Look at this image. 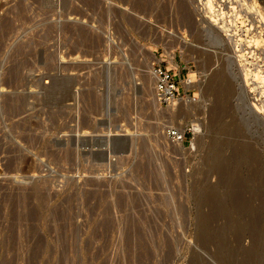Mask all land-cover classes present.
<instances>
[{
  "label": "rangeland",
  "instance_id": "374dc122",
  "mask_svg": "<svg viewBox=\"0 0 264 264\" xmlns=\"http://www.w3.org/2000/svg\"><path fill=\"white\" fill-rule=\"evenodd\" d=\"M258 6L0 0V264H264ZM154 64L196 87L161 107Z\"/></svg>",
  "mask_w": 264,
  "mask_h": 264
},
{
  "label": "built area",
  "instance_id": "2783aa9c",
  "mask_svg": "<svg viewBox=\"0 0 264 264\" xmlns=\"http://www.w3.org/2000/svg\"><path fill=\"white\" fill-rule=\"evenodd\" d=\"M153 70L155 75L154 98L161 107L173 105L174 102L183 99V93L186 91L180 85L181 78L177 70L161 64H154ZM189 134H191L190 137ZM194 135L193 125L187 128L184 125H170L165 131L166 139L170 143L184 145L188 142L191 148H193Z\"/></svg>",
  "mask_w": 264,
  "mask_h": 264
},
{
  "label": "bare ground",
  "instance_id": "6f19581e",
  "mask_svg": "<svg viewBox=\"0 0 264 264\" xmlns=\"http://www.w3.org/2000/svg\"><path fill=\"white\" fill-rule=\"evenodd\" d=\"M249 5V4H248ZM255 6H256V4H255ZM252 8V7H251ZM250 8V9H251ZM256 8V7H255ZM210 9V8H209ZM258 15H259V17H262V18H260V21H261V19H263L262 21L264 22V12H263V10H262V8H260L259 6H258ZM255 11V10H254ZM257 11V10H256ZM251 12H253V11H251ZM256 13V12H255ZM220 15V14H219ZM254 15V14H253ZM250 16V15H249ZM238 18V17H237ZM259 19V18H258ZM214 21V20H213ZM257 21V20H256ZM262 23V22H261ZM236 24V23H235ZM230 25V24H229ZM215 26H217V25H215ZM222 28H226L225 27V25L222 27ZM228 28V27H227ZM229 29V28H228ZM216 30V29H215ZM226 30V29H225ZM224 30V31H225ZM226 31H228V30H226ZM225 31V32H226ZM228 34H229V32H228ZM220 35V34H219ZM216 36H217V34H216ZM230 37V36H229ZM226 38H227V36H226ZM236 38V37H235ZM217 39H218V36H217ZM221 39V38H220ZM216 40V39H215ZM219 40V39H218ZM229 40V39H228ZM233 41V40H232ZM231 41V39H230V42H232ZM235 41V40H234ZM233 41V42H234ZM184 43H185V40H184ZM236 43V42H235ZM234 43V44H235ZM240 43V42H239ZM242 44V43H241ZM240 45V44H239ZM233 46V45H232ZM234 46H236V45H234ZM233 48V47H232ZM236 48V47H235ZM234 49V48H233ZM235 50V49H234ZM233 50V51H234ZM237 50V49H236ZM241 51V50H240ZM240 53V52H239ZM238 53V54H239ZM235 56H237L236 54H235ZM234 56V57H235ZM245 56V55H244ZM233 57V58H234ZM246 57V56H245ZM244 57V58H245ZM236 58H238V60L240 61V67H238L239 69H241V76L239 77V78H241V80H242V88L241 89H243V92H244V96L246 97L245 99H247V101H248V103H247V105H249L248 107H250L249 109H250V111L254 114V116L256 117V115H261V113H263L264 112V107H263V105H262V103L260 102V104L258 103V102H255V100L257 101L258 100V97L257 96H252L251 97V94L249 93V91H248V89H252L250 86L248 87V74L249 73H252V69H250V66L248 65V61L246 62V60H245V62L243 61V59H241V57L239 58V56H237ZM242 58H243V56H242ZM235 59V58H234ZM243 61V62H242ZM235 63V62H234ZM239 64V63H238ZM252 64V63H251ZM228 66V65H227ZM264 66V65H263ZM257 67V66H256ZM255 67V68H256ZM262 67V66H261ZM260 67V68H261ZM260 68L258 67L257 69H255V70H258V74L260 73ZM254 69V68H253ZM262 69V68H261ZM262 72V71H261ZM150 74H151V78L152 79H154L155 78V75H154V70L152 69L151 70V72H150ZM210 74V73H209ZM262 74H264V70H263V73ZM259 76V75H258ZM149 77V76H148ZM218 77V76H217ZM260 77V76H259ZM228 78V77H227ZM250 78V77H249ZM253 78V77H252ZM261 78V77H260ZM263 80H264V75H263ZM247 79V80H246ZM247 82H246V81ZM251 79H249V81H250ZM261 80V79H260ZM259 82V81H258ZM264 82V81H263ZM182 83H183V86H184V89H185V91H187V90H189V89H192V88H194V87H196V84L195 83H193V81H191V80H189V79H184L183 81H182ZM228 82H227V80H226V83L225 84H227ZM249 84H250V82H249ZM262 84V83H261ZM198 85H199V83H198ZM258 85V84H257ZM260 85V84H259ZM202 86V85H201ZM221 86H223V85H221ZM228 86V85H227ZM229 87V86H228ZM227 87V88H228ZM223 88V90H225L224 89V87H222ZM226 88V89H227ZM248 88V89H247ZM254 89V88H253ZM252 89V90H253ZM242 92V93H243ZM187 95V94H186ZM253 95V94H252ZM263 95V94H262ZM223 97V96H222ZM256 98V99H255ZM261 99V98H260ZM185 100H187V99H185ZM193 101V100H192ZM261 101V100H260ZM178 102V101H177ZM181 102V101H180ZM179 102V103H180ZM183 102V101H182ZM176 103V102H175ZM219 103V102H218ZM222 103V102H221ZM178 104V103H177ZM222 105V104H221ZM174 106H176V104L174 105ZM262 117H261V119L262 118H264V116L263 115H261ZM264 120V119H263ZM127 131V130H126ZM119 134H121V133H119Z\"/></svg>",
  "mask_w": 264,
  "mask_h": 264
},
{
  "label": "water",
  "instance_id": "95a60500",
  "mask_svg": "<svg viewBox=\"0 0 264 264\" xmlns=\"http://www.w3.org/2000/svg\"><path fill=\"white\" fill-rule=\"evenodd\" d=\"M118 138H120V137H126L124 134L123 135H119V136H117Z\"/></svg>",
  "mask_w": 264,
  "mask_h": 264
}]
</instances>
